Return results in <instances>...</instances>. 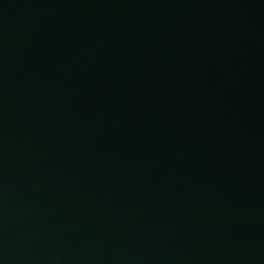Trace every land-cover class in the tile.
<instances>
[{
	"label": "water",
	"instance_id": "1",
	"mask_svg": "<svg viewBox=\"0 0 264 264\" xmlns=\"http://www.w3.org/2000/svg\"><path fill=\"white\" fill-rule=\"evenodd\" d=\"M0 264H264V0H0Z\"/></svg>",
	"mask_w": 264,
	"mask_h": 264
}]
</instances>
